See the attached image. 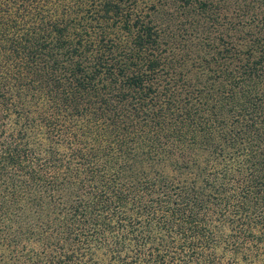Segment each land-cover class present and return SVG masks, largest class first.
Segmentation results:
<instances>
[{
	"label": "trees",
	"instance_id": "16d2710c",
	"mask_svg": "<svg viewBox=\"0 0 264 264\" xmlns=\"http://www.w3.org/2000/svg\"><path fill=\"white\" fill-rule=\"evenodd\" d=\"M166 1L191 27L211 5L0 0V249L13 252L8 264L43 238L61 250L88 220L121 228L118 210L129 200L141 210L161 208V226L177 239L155 250L150 227L134 262L264 264V103L257 101L263 99L232 106L201 88L177 96L156 82L168 61L154 16ZM248 57L242 77L250 85L264 81V50ZM200 59L212 68L210 59ZM209 142L214 159L198 183L183 184L184 168ZM72 197L73 205L66 202ZM43 202L38 223L18 212L11 225L12 215H5L10 204L32 212ZM136 213L132 208L130 216ZM115 242L129 246L124 234ZM82 254L62 249L44 260L92 264Z\"/></svg>",
	"mask_w": 264,
	"mask_h": 264
},
{
	"label": "rangeland",
	"instance_id": "374dc122",
	"mask_svg": "<svg viewBox=\"0 0 264 264\" xmlns=\"http://www.w3.org/2000/svg\"><path fill=\"white\" fill-rule=\"evenodd\" d=\"M210 3L209 13L206 17L199 18V25L196 27H191L182 14L175 13L171 1H166L160 7L161 9L156 12L154 19L159 25L162 40L166 45L164 53L165 60L168 61L163 71L159 73L156 82L169 89L172 88L177 96L186 90L196 92L197 89L201 88L203 93H206L207 98L210 96L217 97L218 101L229 103L232 106L238 105L240 101L245 99L255 100V98L263 99L257 101L264 103V81L250 85L246 77H242L240 73L248 57L246 55L247 48L252 53L248 59L254 57L260 49L264 50V0H210ZM200 56L210 59L212 68L208 69L201 61ZM169 61L172 64H169ZM247 89L249 91L245 92ZM226 93H230L231 97ZM243 94L246 95L245 98ZM191 97L194 99V94ZM228 111L235 113V108ZM222 113H226V110ZM213 153V146L209 142L193 157L190 165L184 168L180 175L181 182L188 185L198 183L202 178L207 162L214 159ZM72 198L66 202L73 205L75 199L73 198L72 201ZM142 200L146 203L151 202L149 195L146 194L142 196ZM44 202L41 208L29 207L32 212L29 209L25 211L10 204L5 215H12L11 225H15V215H18V212L31 215V221L38 223L37 220L41 219L42 214L45 213ZM139 205V202L133 203L129 200L125 207L118 210L120 216L118 223L121 228L104 226L100 219L97 223L88 220L79 225L76 232L71 231L68 240L62 243L61 250L83 251V261L86 260L92 264H151L150 262H134V255L141 246V238L147 233V229L155 227L154 238L150 240L151 246L156 245L155 250H162L165 243L171 244L177 239L173 232L166 235L165 228L161 226L165 217L161 208L150 206L143 211L138 208ZM223 207L224 211L230 209L227 204H223L221 208ZM132 208L137 209L138 213L130 216ZM66 212L68 218L73 216L71 209H67ZM49 215L53 217L51 214ZM148 216H154V220H151L147 227L144 222ZM128 217L133 222L132 226L127 224ZM4 221H7L6 217H4ZM168 223L170 225L171 222L168 221ZM74 233L77 234L76 237L70 238ZM161 233L164 235L161 240H158ZM123 234L124 239L129 242L127 249H122L121 245H117L115 242ZM100 235L105 236V240ZM100 240L104 241V246L94 251L93 248L97 247ZM45 243H47L45 238L36 242H29L26 245L28 253L24 255L25 258L23 255L20 256L14 261V264L23 262V259V264H50L44 260H48L44 255L61 250ZM183 245L179 251L185 253L186 246ZM12 253L0 249V264H8L9 261H12L10 255ZM89 256H92L91 260H88L90 259ZM34 260L37 262L34 263ZM53 264H60V262Z\"/></svg>",
	"mask_w": 264,
	"mask_h": 264
}]
</instances>
